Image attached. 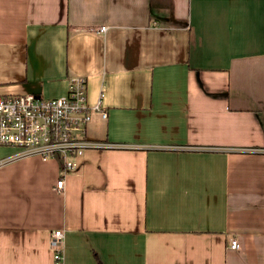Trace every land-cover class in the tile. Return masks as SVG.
Masks as SVG:
<instances>
[{
	"label": "crops",
	"instance_id": "crops-1",
	"mask_svg": "<svg viewBox=\"0 0 264 264\" xmlns=\"http://www.w3.org/2000/svg\"><path fill=\"white\" fill-rule=\"evenodd\" d=\"M77 77L85 137L125 147L64 176L0 147V264L55 231L63 264H264V0H0V94Z\"/></svg>",
	"mask_w": 264,
	"mask_h": 264
},
{
	"label": "built area",
	"instance_id": "built-area-1",
	"mask_svg": "<svg viewBox=\"0 0 264 264\" xmlns=\"http://www.w3.org/2000/svg\"><path fill=\"white\" fill-rule=\"evenodd\" d=\"M98 28V33L106 31ZM100 99L94 104L87 102L86 78L77 77L69 81L65 95L44 98L41 95L0 94V147L12 148L16 153L12 159L38 157L41 160L57 159L64 176L79 168V159L89 150L123 149V145L107 144L85 137V132L94 113L106 118L107 114ZM246 152L264 153L251 149ZM3 161H0V165ZM56 189H63V180L56 183ZM63 234H51L49 246L53 264H63ZM238 242L232 240L229 248L237 249Z\"/></svg>",
	"mask_w": 264,
	"mask_h": 264
}]
</instances>
